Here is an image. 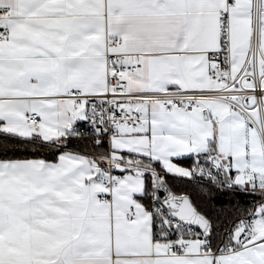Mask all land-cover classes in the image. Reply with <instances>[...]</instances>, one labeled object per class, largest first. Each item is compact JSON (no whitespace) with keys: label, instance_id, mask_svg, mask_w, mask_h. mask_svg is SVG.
<instances>
[{"label":"snow or ice","instance_id":"snow-or-ice-1","mask_svg":"<svg viewBox=\"0 0 264 264\" xmlns=\"http://www.w3.org/2000/svg\"><path fill=\"white\" fill-rule=\"evenodd\" d=\"M0 264H264V0H0Z\"/></svg>","mask_w":264,"mask_h":264}]
</instances>
